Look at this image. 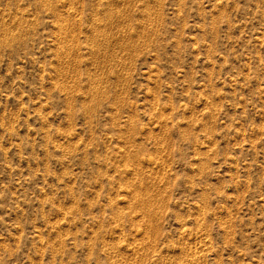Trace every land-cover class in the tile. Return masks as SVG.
Instances as JSON below:
<instances>
[{
    "label": "rangeland",
    "instance_id": "rangeland-1",
    "mask_svg": "<svg viewBox=\"0 0 264 264\" xmlns=\"http://www.w3.org/2000/svg\"><path fill=\"white\" fill-rule=\"evenodd\" d=\"M0 264H264V0H0Z\"/></svg>",
    "mask_w": 264,
    "mask_h": 264
},
{
    "label": "bare ground",
    "instance_id": "bare-ground-1",
    "mask_svg": "<svg viewBox=\"0 0 264 264\" xmlns=\"http://www.w3.org/2000/svg\"><path fill=\"white\" fill-rule=\"evenodd\" d=\"M109 15H110V14H109ZM109 17H110V16H109ZM60 44H61V42H60ZM60 44H59V45H60ZM65 45H66V44H65ZM62 48H63V47H62ZM65 48H66V46H65ZM63 51H64V50H63ZM65 54H66V53H65ZM67 54H68V53H67Z\"/></svg>",
    "mask_w": 264,
    "mask_h": 264
}]
</instances>
